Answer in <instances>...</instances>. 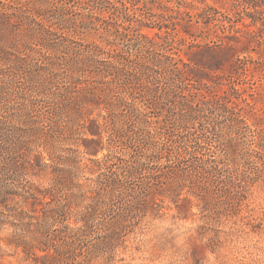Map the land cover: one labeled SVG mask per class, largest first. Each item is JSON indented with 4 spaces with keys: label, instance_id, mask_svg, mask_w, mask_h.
<instances>
[{
    "label": "trees",
    "instance_id": "1",
    "mask_svg": "<svg viewBox=\"0 0 264 264\" xmlns=\"http://www.w3.org/2000/svg\"><path fill=\"white\" fill-rule=\"evenodd\" d=\"M186 7L178 0H0V227H12L5 244L26 260L106 258L121 234L160 215L161 199L186 212L184 191L209 222L248 206L251 187L264 179V119L237 85L253 92L255 82L237 59L215 83L226 87L221 92L185 94L193 82L207 83L187 73L201 63L178 55L185 40L176 26L209 30L217 13ZM215 44L187 46L210 54ZM96 110L104 114L94 117ZM153 112L164 125L152 126ZM81 144L100 171L88 190L79 182ZM97 225L108 233L93 243ZM202 249L194 244L192 254Z\"/></svg>",
    "mask_w": 264,
    "mask_h": 264
},
{
    "label": "rangeland",
    "instance_id": "2",
    "mask_svg": "<svg viewBox=\"0 0 264 264\" xmlns=\"http://www.w3.org/2000/svg\"><path fill=\"white\" fill-rule=\"evenodd\" d=\"M178 1L186 4L185 9L190 13L200 14L205 7H211L217 12L213 15L215 21L208 26L209 30L204 29L203 23H199L198 28L185 22L176 26V38L185 40V45L181 46L182 52L178 55L187 64H190L188 57L201 63L196 69H193L191 64L187 73L195 76L196 80L207 83V88H204L193 82L186 87L185 94L199 98L200 94L206 95L208 91L219 92L220 89H225V86L215 83H219L218 77L225 75L230 65L238 59L248 70L247 79L255 82V85H251L253 92L248 90L250 85L247 84H239L237 88L245 91L244 97L253 106L255 114L264 119V0ZM202 28L205 32L200 38L198 35ZM214 31L219 38H215ZM144 32L153 36L156 30ZM205 36L208 39L204 38ZM84 39L104 45L97 36H85ZM210 41H215L217 45L210 54L196 53L197 49H189L187 46L189 43L203 46ZM217 68L221 69L215 70ZM189 69L193 71L190 72ZM249 94H253L252 98ZM98 114L104 112L96 110L94 117ZM149 116L153 122L152 126L164 125L163 117H159L157 112ZM173 130L176 134V129ZM82 138L89 139L90 136L82 135ZM106 139L107 134L102 132L101 143L104 146ZM83 149L81 144L76 153L81 170L79 182L84 190H88L92 186L90 180H94L100 171L88 161L89 157ZM105 153L103 150L97 158H101ZM162 163H165V159ZM33 182L41 186L48 185L45 179H33ZM182 197H186L190 202L186 212L179 214L176 204L169 198L161 199L162 202L158 201L162 207L159 216L148 217L143 225H133L132 230L121 234L115 240L116 248L112 254L107 255L108 258H98L90 264H264V179H260L251 187L248 206L242 209L239 216L233 218L221 216L209 222L208 212H202V204L199 201L187 196L185 191ZM20 206L24 210L31 208L30 205ZM36 209H40V206H36ZM241 219L257 225L256 228L252 230L251 227L242 225ZM11 232L10 225L0 227V264H34L32 259H25L21 250L6 246L5 240ZM107 233L102 225H97L90 233L88 241H105ZM210 241H214L212 245H208ZM194 244L201 245L204 249L193 255Z\"/></svg>",
    "mask_w": 264,
    "mask_h": 264
}]
</instances>
